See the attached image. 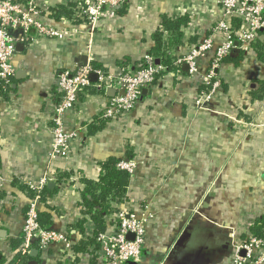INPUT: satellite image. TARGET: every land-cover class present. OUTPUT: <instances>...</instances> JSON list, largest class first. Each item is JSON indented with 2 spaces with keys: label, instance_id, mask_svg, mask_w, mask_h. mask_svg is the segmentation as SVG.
I'll return each instance as SVG.
<instances>
[{
  "label": "crops",
  "instance_id": "1",
  "mask_svg": "<svg viewBox=\"0 0 264 264\" xmlns=\"http://www.w3.org/2000/svg\"><path fill=\"white\" fill-rule=\"evenodd\" d=\"M75 2L43 4L50 13L66 9L73 18ZM218 2L125 0L124 11L114 20L99 19L92 32L86 21L78 26L63 17L66 29L74 30L65 42L34 36L18 42L15 75L9 91L0 94V260L15 257L11 245L21 243L26 203L33 195L25 184L42 177L45 187L53 185L40 206L53 227L73 244L91 238L95 228L89 217L83 236L74 229L83 219L81 192L84 180H98L108 159L137 165L115 209L138 216L148 209L154 216L140 264H227L235 241L252 236L251 226L264 217V98L256 99L264 94V59L236 44L228 57L240 58L238 65H223L208 86L201 77L191 78L185 64H177L209 34ZM164 17L188 20L180 29L181 44L167 52L171 66L132 111L114 120L103 117L106 102L120 93L110 83L143 65L156 31L169 40L161 26ZM256 42L264 43V36ZM211 61L212 54L199 61L202 74ZM87 65L100 77L92 81L88 96L78 93L74 108L64 115L66 128L75 135L69 156L50 163L51 112L61 99L58 75H73ZM205 92L212 96L206 110H200L194 100ZM112 216H106L109 224ZM96 252L63 258L37 253L29 264H97Z\"/></svg>",
  "mask_w": 264,
  "mask_h": 264
},
{
  "label": "built area",
  "instance_id": "2",
  "mask_svg": "<svg viewBox=\"0 0 264 264\" xmlns=\"http://www.w3.org/2000/svg\"><path fill=\"white\" fill-rule=\"evenodd\" d=\"M79 1L75 2L71 21L76 25L86 21L91 32L99 19L114 20L124 3V0ZM43 2L44 0H0V83L3 89L9 88L16 72L13 58L18 42L28 40L31 36L65 42L74 33V30L66 29V20L63 17L56 20L54 13H50ZM58 5H66V0H60ZM218 5L217 18L210 27L209 34L192 46L177 62L187 66L191 78L201 77L206 86L216 78V71L223 66L224 60L235 49L236 44L243 49L250 48L259 32L264 33V0H219ZM234 22L239 23V26L235 28ZM207 54H212V61L207 72L202 74L199 61ZM164 70L166 68L156 64L154 57L144 55L143 65L138 70L122 72L111 82L112 85L110 83V88L120 93L106 102L102 116L114 120L132 111L142 91L151 87ZM92 74L100 77V73L87 65L73 75L68 72L58 75L57 90L61 99L51 112L50 146L47 152L50 163L69 156V146L75 135L66 128L64 115L74 108L78 93L89 95L90 88H93L90 80ZM103 84L108 89V85L104 82ZM211 96V92L200 93L194 100L195 107L206 110ZM136 166L133 162H120L116 167L132 179ZM25 185L33 192V196L26 203L25 217L20 229L21 243L16 252L20 256H29L33 250L41 255L56 254L58 258L74 256L73 243L66 233L55 228H43L39 223L46 178L42 177L36 184L26 182ZM111 206L113 224L106 222L107 231L96 236L97 264H140L146 244L148 222L153 221L154 216L148 209L145 216H138L128 210L115 209V204ZM129 235L132 239H128ZM236 241L227 264H264V239L250 236ZM241 252H244L243 256L240 255Z\"/></svg>",
  "mask_w": 264,
  "mask_h": 264
},
{
  "label": "trees",
  "instance_id": "3",
  "mask_svg": "<svg viewBox=\"0 0 264 264\" xmlns=\"http://www.w3.org/2000/svg\"><path fill=\"white\" fill-rule=\"evenodd\" d=\"M25 1V0H23ZM125 0L122 8L118 11V14L125 10ZM64 15V16H63ZM60 17L72 18L71 12H66V9H60L54 12V18L57 20ZM188 23L186 17L184 18H174V17H164L162 19L161 26L169 34V40L165 41L161 32L156 31L153 35V47L150 49V55L154 57L155 60L160 62V65L166 69L171 66V58L167 55V52L171 48H177L181 44V27ZM235 23V22H234ZM239 26V23L235 27ZM264 36V33L259 32V37ZM253 44V45H252ZM251 44V49H253L260 60L264 59V43L255 42ZM240 58H226L223 65L229 62L238 65ZM261 92L264 93V86L260 84ZM8 89H3L0 83V94H6ZM255 97V93L251 94ZM264 98V94L257 96L256 99L261 100ZM117 160L108 159L101 165V173L98 180L90 181L84 180L85 188L81 192L80 199V211L83 219L80 220L74 229L78 230L80 235H84L83 225L85 223V217H89L94 224V234L91 238H87L79 241L77 244H73L72 250L75 254L80 253H91L98 249V244L96 243V236L107 231L106 216L112 212V204H120L126 197L127 188L129 185V176L117 169ZM67 177V176H66ZM27 194V193H26ZM45 194V195H44ZM52 192L45 187L42 192L41 204L43 207L44 199L46 195H51ZM33 195L29 198L31 199ZM45 209V208H44ZM46 210V209H45ZM39 223L43 228L50 229L54 228L50 216L46 212L39 210ZM252 237L257 239H264V217L257 219L250 228ZM69 238V236L67 235ZM71 242L72 240L69 239ZM19 245V241L13 242L11 247L12 251L15 253V257L7 262L5 260H0V264H29V262L34 261L30 256L22 257L16 251ZM91 247V248H90ZM88 250V251H87Z\"/></svg>",
  "mask_w": 264,
  "mask_h": 264
},
{
  "label": "water",
  "instance_id": "4",
  "mask_svg": "<svg viewBox=\"0 0 264 264\" xmlns=\"http://www.w3.org/2000/svg\"><path fill=\"white\" fill-rule=\"evenodd\" d=\"M157 63V62H156ZM96 75L95 74H92L91 76H90V80L91 81H94V80H96ZM110 92V91H109ZM145 93V90H143L142 91V94H144ZM48 189H51L52 187H53V185L52 184H49L48 186ZM128 239H132V236H128ZM241 256H243L244 255V252H241V254H240ZM30 256L31 257H36L37 256V251L36 250H33L32 252H31V254H30ZM131 264H133V263H131Z\"/></svg>",
  "mask_w": 264,
  "mask_h": 264
},
{
  "label": "rangeland",
  "instance_id": "5",
  "mask_svg": "<svg viewBox=\"0 0 264 264\" xmlns=\"http://www.w3.org/2000/svg\"><path fill=\"white\" fill-rule=\"evenodd\" d=\"M132 179H130V181H131ZM215 185V184H214ZM151 203H153L152 201H151Z\"/></svg>",
  "mask_w": 264,
  "mask_h": 264
}]
</instances>
